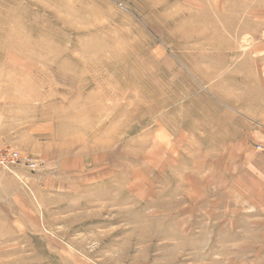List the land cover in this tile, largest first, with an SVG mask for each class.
Returning <instances> with one entry per match:
<instances>
[{"label":"rangeland","instance_id":"1","mask_svg":"<svg viewBox=\"0 0 264 264\" xmlns=\"http://www.w3.org/2000/svg\"><path fill=\"white\" fill-rule=\"evenodd\" d=\"M263 28L264 0H0V152L37 165L0 169V263L264 264L235 180Z\"/></svg>","mask_w":264,"mask_h":264},{"label":"crops","instance_id":"2","mask_svg":"<svg viewBox=\"0 0 264 264\" xmlns=\"http://www.w3.org/2000/svg\"><path fill=\"white\" fill-rule=\"evenodd\" d=\"M260 92V91H259ZM257 108L255 110L242 108L249 116V121L260 122L264 125V94H256ZM262 150V149H261ZM250 155V153H248ZM246 168L240 169L235 177L237 185L246 192L248 199L255 200L259 205L264 204V152L253 153L246 161Z\"/></svg>","mask_w":264,"mask_h":264},{"label":"built area","instance_id":"3","mask_svg":"<svg viewBox=\"0 0 264 264\" xmlns=\"http://www.w3.org/2000/svg\"><path fill=\"white\" fill-rule=\"evenodd\" d=\"M261 40L264 42V28L261 32ZM26 166L31 170H35L37 165L30 159H22L18 152L6 151L0 152V169L12 171L17 166Z\"/></svg>","mask_w":264,"mask_h":264},{"label":"bare ground","instance_id":"4","mask_svg":"<svg viewBox=\"0 0 264 264\" xmlns=\"http://www.w3.org/2000/svg\"><path fill=\"white\" fill-rule=\"evenodd\" d=\"M41 67H42V66H41ZM111 129H112V128H111ZM101 142H102V141H101ZM104 143H105V142H104ZM189 149H190V148H189ZM0 236H1V235H0ZM0 256H1V255H0ZM0 264H13V263H7V262H6V263H5V262L3 263V262H1Z\"/></svg>","mask_w":264,"mask_h":264}]
</instances>
